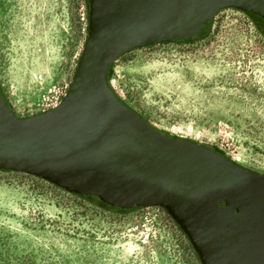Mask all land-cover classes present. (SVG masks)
<instances>
[{
  "label": "rangeland",
  "instance_id": "1",
  "mask_svg": "<svg viewBox=\"0 0 264 264\" xmlns=\"http://www.w3.org/2000/svg\"><path fill=\"white\" fill-rule=\"evenodd\" d=\"M208 22V21H207ZM83 0H0V92L17 117L50 108L84 41ZM191 40L134 48L110 67L115 93L173 137L213 145L264 175V37L219 9ZM0 264H200L161 207L102 208L0 169Z\"/></svg>",
  "mask_w": 264,
  "mask_h": 264
},
{
  "label": "water",
  "instance_id": "2",
  "mask_svg": "<svg viewBox=\"0 0 264 264\" xmlns=\"http://www.w3.org/2000/svg\"><path fill=\"white\" fill-rule=\"evenodd\" d=\"M222 8L264 18V0H88L59 101L17 117L0 94V169L121 209L161 207L200 264H264V175L160 132L106 80L122 54L188 39Z\"/></svg>",
  "mask_w": 264,
  "mask_h": 264
},
{
  "label": "trees",
  "instance_id": "3",
  "mask_svg": "<svg viewBox=\"0 0 264 264\" xmlns=\"http://www.w3.org/2000/svg\"><path fill=\"white\" fill-rule=\"evenodd\" d=\"M83 3H84V15H85L84 33H86V29H87V28H86V25H87V7H88V0H83ZM244 13L250 16V18H251V22H252V24H253L255 30H256L260 35H262V36L264 37V18L259 17V16L255 15V14H252V13H250V12H244ZM209 21H210V20H209ZM209 21H208V22H205V27H206V23H209ZM203 23H204V22H203ZM205 27H204V28H205ZM199 33H200V32H199ZM199 33H197V34H199ZM197 34H196V35H197ZM84 36H85V35H84ZM194 36H195V35H194ZM194 36H192V37H190V38H188V39L175 41V42H173V43H183V42H187V41L191 40ZM110 67H111V66H109V68L107 69V72H106V80H107V82H108V76H109V70H110ZM108 83H109V82H108ZM0 94H1V92H0ZM1 96H2V94H1ZM3 100H4L5 104H6V106L10 109V107H9L8 103L6 102V100H5L4 98H3ZM10 110H11V109H10ZM143 119H144V118H143ZM159 131L162 132V133H164V134H166V135L173 136V135H171V134H169V133H167L166 131H163V130H161V129H159ZM202 145H204V146L210 148L212 151H214V152L217 153V154H220V155L225 156L224 153H222L221 151H219V150H218L216 147H214L213 145H208V144H202ZM225 157L228 158L227 156H225ZM228 159H229V158H228ZM74 195L79 196V197H83V198H85V199H87V200L93 202L95 205H97V206H101L102 208L119 209V210H129V208H128V209H121V208H118V207H114V206L106 205L105 203H103L102 201H100V200H99L97 197H95V196H91V195H83V194H74ZM222 204H223V203H220L219 205H222ZM132 207H135V206H132ZM132 207H131V208H132ZM131 208H130V209H131Z\"/></svg>",
  "mask_w": 264,
  "mask_h": 264
},
{
  "label": "built area",
  "instance_id": "4",
  "mask_svg": "<svg viewBox=\"0 0 264 264\" xmlns=\"http://www.w3.org/2000/svg\"><path fill=\"white\" fill-rule=\"evenodd\" d=\"M56 103H57V102H56ZM53 105H54V104H53ZM53 105H52V106H53Z\"/></svg>",
  "mask_w": 264,
  "mask_h": 264
}]
</instances>
